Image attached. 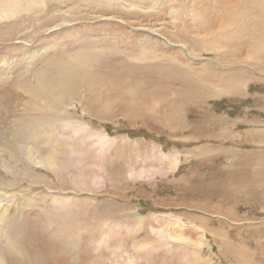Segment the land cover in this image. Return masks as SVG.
Instances as JSON below:
<instances>
[{"label": "rangeland", "instance_id": "rangeland-1", "mask_svg": "<svg viewBox=\"0 0 264 264\" xmlns=\"http://www.w3.org/2000/svg\"><path fill=\"white\" fill-rule=\"evenodd\" d=\"M34 7L0 21V129L19 143L0 142V264L16 247L43 264H264V0ZM91 53L79 96L33 107L38 79ZM30 218L77 254L10 246Z\"/></svg>", "mask_w": 264, "mask_h": 264}, {"label": "bare ground", "instance_id": "bare-ground-1", "mask_svg": "<svg viewBox=\"0 0 264 264\" xmlns=\"http://www.w3.org/2000/svg\"><path fill=\"white\" fill-rule=\"evenodd\" d=\"M25 1V2H24ZM23 2H21V0H0V21L1 20H4L12 15H17L19 13H22V12H30V11H33L35 10L36 7L35 6V3L37 0H24ZM33 1V2H32ZM40 2V1H39ZM43 4V3H42ZM41 17V16H40ZM91 56L90 57H86V58H79V57H75V58H68L69 60H62L60 61L61 64H59V66H55L56 68L53 69V71L55 72H52V76H51V79H46L44 77H41L40 79H38V84H37V92H35L33 95H32V105L34 107V105L38 104L36 102L37 99H40V93L39 92H42L44 94V91H46V96H45V100L49 98V96H47L48 92L47 90L48 89H52L54 91H57V90H61L62 91V94L61 96H63V100H62V103L63 102H68L69 103V100L74 96V95H78V93L73 90L74 89V85L77 81H79L83 76L87 75L90 71H80L81 68H82V65L85 64L86 61L90 62V59L93 58V54L91 53L90 54ZM143 57V56H142ZM5 68V67H4ZM7 68H8V65H7ZM93 68V67H92ZM91 68V69H92ZM90 70V69H89ZM1 73V72H0ZM85 74V75H84ZM113 74V73H112ZM89 75V74H88ZM90 77V76H89ZM93 79V78H92ZM92 82V80H91ZM87 83V81L85 82ZM96 84V81L94 82ZM93 83V85H94ZM36 84V83H35ZM77 85H80L79 84H76L75 85V88L77 87ZM88 85V84H87ZM34 88V87H33ZM9 89V88H8ZM7 90V89H6ZM51 90V91H52ZM50 91V92H51ZM5 92V91H4ZM14 91L10 92V93H7L5 96H4V101L5 103H8L10 105V101H11V98H12V93ZM53 92V91H52ZM67 94V95H66ZM50 95V93H49ZM79 96V95H78ZM42 97V96H41ZM44 97H42L43 99ZM14 100V99H13ZM60 100V99H59ZM44 101V100H43ZM48 102V101H47ZM50 102V101H49ZM55 102H56V99H55ZM3 103V102H2ZM4 103V104H5ZM41 103V102H39ZM51 103V102H50ZM45 105V104H44ZM47 105V104H46ZM50 106V105H49ZM38 107L40 106H37L35 107L36 109H38ZM43 107V106H42ZM55 107V106H54ZM48 108L45 106L43 107V111H42V114H44L45 112H47ZM9 110V109H8ZM39 110V109H38ZM6 112V111H5ZM3 114V113H2ZM1 114V115H2ZM35 114V112H34ZM64 114V113H63ZM62 115V114H61ZM2 117V116H1ZM0 117V118H1ZM6 122V121H5ZM84 122V121H83ZM1 128V127H0ZM2 129V128H1ZM0 129V142H4V143H9L11 145H19L18 141L16 139H14L13 136H7L6 134V131L3 130L1 131ZM1 145V144H0ZM10 145V146H11ZM31 145H28L26 148V153H28L27 155L30 157L31 161L33 162V164H35L37 162V158H38V155L36 153H33V152H37L36 149L33 147H30ZM1 147V146H0ZM9 147V146H8ZM24 148V147H23ZM11 150V149H10ZM16 152V151H15ZM5 149H1L0 148V157H3V155L5 154ZM12 153V152H11ZM13 155V154H12ZM11 155V156H12ZM15 155V154H14ZM10 156V157H11ZM14 157V156H13ZM26 159V158H25ZM2 162V160H1ZM28 164H30L28 162ZM32 164V163H31ZM3 166H5L3 164ZM26 173V172H25ZM27 174V173H26ZM1 178V177H0ZM1 182V181H0ZM4 183V182H3ZM1 184V183H0ZM8 213V212H7ZM7 213H4L5 216H7ZM33 218V217H32ZM32 218L29 219L28 221V227L25 226L26 224V221L23 220V224L22 225H19L18 224H15V228H14V232L13 234H10L9 235V245L10 246H13L14 243H17V242H22V244H24V239H25V236L27 235V238L29 239V241H33L35 240L36 238H44L46 240V242L48 243V241L50 240V238L53 240L54 237L52 238V236L50 235V237H48V239H46V236H48V232H44V231H41V229L39 228L38 231H40L39 234L36 233L37 229H35V232L33 231V229L31 228L34 223ZM18 219V218H17ZM10 221L12 222V218H10ZM33 221V222H32ZM21 222V223H22ZM27 228V229H26ZM18 231L21 232V234L19 235ZM13 235L15 236V238H17V240H14L13 239ZM28 241V240H27ZM54 243H55V246H57V250L59 252V254L61 255V262L62 260H65L67 259L68 260V256H73L75 253L77 254V249L74 247L76 246V241L72 240L70 242V244L68 243V239L64 236V235H60L58 237H56V240L54 239ZM50 243V241H49ZM15 246V245H14ZM24 246V245H23ZM16 247V246H15ZM50 247V246H49ZM17 250V252L20 254V256H18L16 259L11 260V264H43L44 260L46 259L45 258V252L44 254L43 253H38V252H32V253H28V251L24 250L23 248V253L21 251H19V249L16 247L15 251ZM48 250V249H47ZM46 250V251H47ZM75 250V252L73 251ZM48 254V253H47ZM50 256V252H49V255ZM73 258V257H72ZM49 260V257H47V261ZM46 261V262H47ZM10 262V261H9ZM63 263V262H62Z\"/></svg>", "mask_w": 264, "mask_h": 264}]
</instances>
